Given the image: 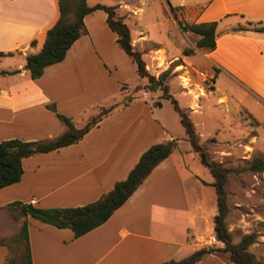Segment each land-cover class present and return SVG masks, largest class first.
Instances as JSON below:
<instances>
[{"label": "crops", "instance_id": "crops-1", "mask_svg": "<svg viewBox=\"0 0 264 264\" xmlns=\"http://www.w3.org/2000/svg\"><path fill=\"white\" fill-rule=\"evenodd\" d=\"M167 1L190 11L195 22L217 23L215 48L197 49L186 56L193 59L186 60L188 63L202 68L215 80L213 90L193 102L197 107L191 114L196 117L204 112L206 97L212 96H218L215 102L220 104L219 110L227 112L229 97L219 91L216 80L221 74L230 76L227 60L239 49L249 54V48H253L256 55L264 57V0ZM58 17V0H0V52L16 53L0 62V142L58 137L65 126L48 105H54L77 128L83 127L97 109L117 106L78 142L24 158L20 180L0 189V264H8L12 258V245L23 246L15 237L24 221L32 264H161L210 246L209 239L214 236L211 220L216 212L208 211L201 192L206 183L191 169L190 162L198 156L155 116V105L146 95L154 91L123 100V85L127 82L122 73L129 68L133 71L135 63L119 47L103 10L85 16V31L61 62L46 67L40 78H30L24 68L25 56L40 51L47 30ZM257 27L263 29L258 31ZM142 54L151 56V52ZM211 66L216 71L210 70ZM112 79L114 83L103 84V80ZM255 120L257 124L262 121ZM252 130L251 144L259 140L257 130ZM197 134L201 139L202 135ZM246 136L248 132L243 130L240 141ZM170 140L177 141L170 156L150 172L107 221L80 237L68 228H57L30 216L14 220L9 214L7 205L15 201L40 208L94 202L127 177L147 148ZM187 185L198 194L194 196L198 203L193 201ZM262 238L258 242L261 253ZM216 245L222 246L219 242ZM249 251L263 260L252 246ZM194 264L234 263L228 252L214 251Z\"/></svg>", "mask_w": 264, "mask_h": 264}, {"label": "rangeland", "instance_id": "rangeland-1", "mask_svg": "<svg viewBox=\"0 0 264 264\" xmlns=\"http://www.w3.org/2000/svg\"><path fill=\"white\" fill-rule=\"evenodd\" d=\"M87 3L89 6L96 3L115 6L116 16L120 17L130 29L132 45L136 43L133 47L141 54L151 52L150 57L142 54L146 70L156 78L163 71H170L165 80L169 93L177 100L179 106L187 111L190 121L197 124L194 126L196 132L202 135L200 143L204 146L208 158L227 170L225 184L229 207L225 219L227 228L232 238L239 236L241 238L243 234L255 232L257 239L248 247V251L252 246L254 253L256 252L258 256L262 254L264 260V252L261 253L260 245H258L260 237H264V171L255 172L249 169L250 160L253 157L259 156L264 159V124H262L264 121V57L256 55L253 48H249V54L245 53V49H239L233 56H229L227 62L232 72L230 76L219 75L216 87L220 92L228 95L230 110L227 112L219 110L221 106L215 102L218 96L206 97L205 111L194 117L191 110L197 105L193 102H196L198 97L203 98L208 91H212L215 80L202 68L188 63L187 61L192 62L193 59L183 54L185 49H192V53L198 49L195 47L198 36L181 29L184 24L195 23L190 11L180 8L173 12L165 0H87ZM198 50L201 51V49ZM15 54L10 52L8 55L0 56V62ZM210 70L214 72L216 67L211 66ZM244 71L250 73L245 74ZM122 76L127 82L123 85L126 90L123 91L124 101L144 97L145 93L151 91L147 88V80H140L135 69L133 71L130 68L125 69ZM119 77L121 78V74ZM105 83H114V79L103 80V84ZM146 95L155 105L153 108L155 116L161 119L171 134L178 139L182 137L191 148L177 112L169 100L162 98V91L156 90ZM157 102H161V106H158ZM99 111L100 108L96 110V114ZM254 117L257 121L262 120L261 123L257 124ZM252 128L257 130L259 140L256 142L254 139L251 144L252 135L255 133ZM243 130L248 132V136L240 141L239 134ZM209 131L211 134L206 136ZM185 143L182 145L186 146ZM195 155L198 156L196 153ZM198 159L190 162L191 169L203 183H206V185L202 183L203 186H201L202 196L208 211L214 214L216 212L215 188L207 184L213 177L200 161L197 162ZM191 188L187 185V190L190 189V193L193 194V201L198 203V197L194 198L198 194ZM262 239L264 241V238ZM22 254V245H12L10 257L20 262ZM254 258L256 259L255 256ZM263 260L260 261L264 263Z\"/></svg>", "mask_w": 264, "mask_h": 264}, {"label": "trees", "instance_id": "trees-1", "mask_svg": "<svg viewBox=\"0 0 264 264\" xmlns=\"http://www.w3.org/2000/svg\"><path fill=\"white\" fill-rule=\"evenodd\" d=\"M168 5L173 12L182 8L173 7L169 2ZM58 9L59 17L54 25L47 30L45 41L40 51L25 56L24 68L28 70L30 78H40L46 67L61 62L72 44L85 31V16L96 10H103L107 14L106 23L109 29L117 36L119 47L135 63L137 76L140 80H147V88L149 90H161L162 98L170 101L179 116L180 124L192 150L198 155L200 163L214 178L212 186L215 188L217 211L212 217L211 225L214 236L222 246H201L186 257L179 260L165 261L161 264H194L205 255L214 251L228 252L230 261L234 264H264L262 261L256 260L248 251V247L257 239L255 232L245 234L238 242H233L232 235L225 222L229 211L225 190L227 170L208 158L187 111L179 106L177 100L169 93L165 80L170 71L165 70L156 78L146 70L141 52L132 45L130 29L120 17L116 16L115 6H107L100 3L89 6L87 0H58ZM216 24L215 21L187 23L182 25L181 29L184 32H192L198 36L195 43L196 48L213 50L216 45ZM262 29L261 27L256 28L258 31ZM192 52V49H185L183 54L189 55ZM8 54L10 52H0V56ZM157 105H161V102H157ZM116 106L117 104H113L109 107L101 108L96 115L89 118L83 127L77 128L70 118L59 114L54 105H48L47 107L55 112L57 118L65 126L64 132L52 140L22 141L9 139L0 142V189L20 180L23 173L22 160L24 158L37 153L57 150L78 142L92 127L98 124L104 115L108 114ZM176 146V140L151 145L141 154L138 162L129 171L124 180L116 182L111 190L96 201L86 205L40 208L15 201L8 204L7 209L14 220L30 216L57 228H68L72 230L75 237H80L107 221L114 211L121 207L142 184L150 172L161 161L170 156ZM249 169L255 172L264 171V159L259 156L253 157L250 160ZM15 239L23 244L22 259L20 262H16L11 258L8 264H32L26 221L23 222Z\"/></svg>", "mask_w": 264, "mask_h": 264}, {"label": "built area", "instance_id": "built-area-1", "mask_svg": "<svg viewBox=\"0 0 264 264\" xmlns=\"http://www.w3.org/2000/svg\"><path fill=\"white\" fill-rule=\"evenodd\" d=\"M217 242H218V240L214 236L209 239V243L212 244V245L213 244L215 245Z\"/></svg>", "mask_w": 264, "mask_h": 264}]
</instances>
